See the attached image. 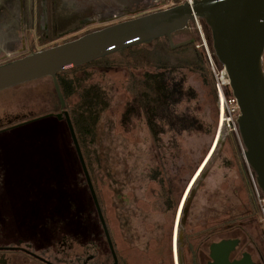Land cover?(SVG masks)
<instances>
[{
  "label": "rangeland",
  "instance_id": "rangeland-1",
  "mask_svg": "<svg viewBox=\"0 0 264 264\" xmlns=\"http://www.w3.org/2000/svg\"><path fill=\"white\" fill-rule=\"evenodd\" d=\"M129 1L128 12L109 21L106 19L116 13L96 10L82 14L88 23L78 20L73 25L78 30L67 35H59L61 29H58L52 33L53 40L47 42V47L56 41L62 42L65 37L69 39L93 31L105 23L133 18L176 2L157 0L153 7L146 8L149 3L146 0ZM69 4H72L70 0H65L63 6ZM48 17L53 19L56 15L48 14ZM3 19H10L8 12ZM201 24L202 32L189 23L187 28L173 35L175 43L192 39L191 43H195L205 61L204 69L185 63L175 73L185 89L194 92V96L176 107V112L195 116L202 124L200 130L178 133L165 128L160 133V141L154 143L144 112L125 119L127 106L134 96L129 87L132 78L158 70L150 64H141L136 59L137 53L117 52L67 74L79 79L82 86H98L107 101L100 111L94 143L89 144L88 155L95 158V175L91 177L117 249L127 253L129 247L132 248L131 264L135 263L136 241L141 249L140 264H193L190 251L197 247L198 241L206 237L209 245L218 239V232L228 229L229 225L238 229L244 241L241 247L250 253L254 264H264L263 194L243 158L238 129L233 125L224 128V117L219 121L206 60L208 55L213 59L211 31L203 21ZM1 55L3 53L0 61L3 60ZM218 67L222 68L219 63ZM27 91L30 93L24 97ZM33 91L42 92L31 94ZM17 98L54 103L52 79L45 77L1 92L0 109L14 110ZM67 100L70 105L77 104L78 92ZM64 146L61 188L76 191L78 204L84 201V209L90 211L93 205L86 179L81 167L76 168L75 154ZM53 182L54 178L52 195L55 197L58 191ZM47 197L51 198L48 194ZM98 225L93 224L96 230L100 228Z\"/></svg>",
  "mask_w": 264,
  "mask_h": 264
},
{
  "label": "flooded vegetation",
  "instance_id": "flooded-vegetation-1",
  "mask_svg": "<svg viewBox=\"0 0 264 264\" xmlns=\"http://www.w3.org/2000/svg\"><path fill=\"white\" fill-rule=\"evenodd\" d=\"M100 1L70 0L72 4L64 7L65 0H0V54L3 53L0 64L48 48L47 42L53 40L52 33L58 29H61L59 35L77 31L78 28L73 25L78 20L82 23L87 19L82 14L96 10L116 13L106 19L109 21L127 13L130 6L127 3L129 0H102V4ZM146 1L149 2L146 8L157 4V0ZM5 12H8L10 19H3ZM14 13L17 17H10ZM48 14L56 17L49 19ZM116 22L119 21L105 23L96 29ZM74 38L65 37L62 42ZM39 92L42 91H33L31 94ZM29 93L27 91L23 96ZM55 97L56 101L52 104L44 99L41 102H30L26 98H17L14 110L0 109V264H114L111 243L103 229L88 185L86 187L93 205L90 211L84 209V201L78 204L76 191L69 192L61 188L64 145L67 151L75 154L76 168L78 170V166L81 167L84 178L85 175L65 115L67 111L71 119L69 108L74 104L70 105L65 98L66 105L63 108L56 91ZM52 178L55 190L58 191L55 197L52 195ZM96 222L100 227L98 230L93 226ZM110 239L117 264H131L132 248L129 247V252L124 253L117 249L111 233ZM216 242L218 246L223 244V249L218 247V264L226 252H229L227 264H249V258L254 261L250 253L242 249L244 241L239 237L238 229L229 225L228 229L218 232V239L209 245L207 238L203 237L197 247L190 249L193 264L214 263L211 245ZM139 250V242L136 241L134 264H140Z\"/></svg>",
  "mask_w": 264,
  "mask_h": 264
},
{
  "label": "water",
  "instance_id": "water-1",
  "mask_svg": "<svg viewBox=\"0 0 264 264\" xmlns=\"http://www.w3.org/2000/svg\"><path fill=\"white\" fill-rule=\"evenodd\" d=\"M195 17L201 19L211 31L214 56L224 67L239 106L236 122L242 155L264 195V0H194L192 4L185 1L104 26L0 64V91L50 77L64 108L66 102L58 82V73L132 46L151 44L164 36L172 49L190 44L192 39L175 43L173 35L187 28ZM65 115L86 183L111 243L114 264H117L109 228L81 146L67 111ZM221 246L223 244L218 246V242L211 245V256L215 261L211 264H218V247ZM228 254L224 253L220 264H227ZM249 264H254L251 258Z\"/></svg>",
  "mask_w": 264,
  "mask_h": 264
},
{
  "label": "trees",
  "instance_id": "trees-1",
  "mask_svg": "<svg viewBox=\"0 0 264 264\" xmlns=\"http://www.w3.org/2000/svg\"><path fill=\"white\" fill-rule=\"evenodd\" d=\"M175 1L177 2L178 0ZM191 24L194 25L195 23ZM126 51L137 53L136 59L139 60L141 64H150L155 66L158 70L146 72L140 77L136 76L132 78L129 87L134 96L127 106L124 114L125 119L130 120L134 113L144 112L146 123L154 143L160 141V133L163 132L165 128L178 133L185 130H200L202 124L195 116L176 112V107L181 102L188 97L194 96V92L191 89H185L183 81L176 77V70L185 63H192L195 66L202 67V69H204L205 66L203 55L195 47V43L172 49L168 38L164 36L154 40L152 45H136L119 52ZM211 52L215 59L213 51ZM206 56L205 53V57ZM206 60L207 68L212 78L213 95L217 101L216 88L208 57H206ZM86 65H89V63L83 66ZM78 68H81V66ZM78 68L76 67L60 72L57 74V78L64 98H68L77 92L79 94L78 103L69 108L70 116L83 155L86 157L85 159L90 176L92 175L94 178L95 158H91L90 155H88L89 144L94 143L95 130L99 121L100 111L106 107L107 101L105 100L102 90L98 86H82L79 83V79L67 76L69 72ZM227 92L232 94L230 87L227 88Z\"/></svg>",
  "mask_w": 264,
  "mask_h": 264
},
{
  "label": "built area",
  "instance_id": "built-area-1",
  "mask_svg": "<svg viewBox=\"0 0 264 264\" xmlns=\"http://www.w3.org/2000/svg\"><path fill=\"white\" fill-rule=\"evenodd\" d=\"M185 1L189 2L192 4L194 0H178L177 2H174L172 5L184 3ZM202 20L195 17V25L197 26V29L199 32H202L203 26L201 24ZM208 61L210 65V70L214 79V84L216 88V93H217V106L219 109V121H221V118H225V126L226 127H233L237 128V122L236 119L240 113L239 111V106L237 103V99L234 97L233 94H229L227 92V88L230 87L229 85V79L227 76V73L222 66L220 69L218 67V63L216 60L212 59L211 56L208 55ZM220 125V122H219ZM223 128V130H224ZM218 133V132H217ZM218 137V134H217ZM264 198V195H262Z\"/></svg>",
  "mask_w": 264,
  "mask_h": 264
}]
</instances>
